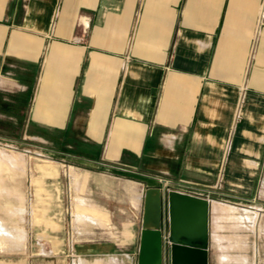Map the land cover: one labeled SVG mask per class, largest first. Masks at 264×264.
<instances>
[{"label":"crops","instance_id":"crops-1","mask_svg":"<svg viewBox=\"0 0 264 264\" xmlns=\"http://www.w3.org/2000/svg\"><path fill=\"white\" fill-rule=\"evenodd\" d=\"M0 138L36 140L54 185L55 208L34 209L38 264H137L150 187L209 202L207 264L212 211L247 208L254 264L264 0H0ZM20 241L0 223V248Z\"/></svg>","mask_w":264,"mask_h":264},{"label":"rangeland","instance_id":"rangeland-1","mask_svg":"<svg viewBox=\"0 0 264 264\" xmlns=\"http://www.w3.org/2000/svg\"><path fill=\"white\" fill-rule=\"evenodd\" d=\"M12 139L16 141L13 145L15 149L0 147V160L7 166L5 170L0 169V223L17 233L21 241L18 246L10 249L0 248V262L38 264L39 256L46 252L39 249V241L43 237L40 232L42 227L40 222L35 221L34 209H41V215L53 210L56 204L55 189L54 185L45 186L44 180L40 178L38 166L41 160L39 153L35 152L38 142L32 140L31 146H24L22 141L17 142L18 138ZM162 191L165 202L167 190ZM223 204L232 206L234 210L227 217L216 215L214 211L210 215L209 263L242 264L241 261L245 258L251 261L255 250L248 247L252 241V234L248 229L252 230L253 219L249 218L247 208L242 210L243 216H238L240 214L235 206ZM164 215L166 217L165 204ZM163 229L166 232L165 218ZM256 251L258 253L256 252L254 264H264V249ZM61 257V264L74 262L65 255Z\"/></svg>","mask_w":264,"mask_h":264},{"label":"water","instance_id":"water-1","mask_svg":"<svg viewBox=\"0 0 264 264\" xmlns=\"http://www.w3.org/2000/svg\"><path fill=\"white\" fill-rule=\"evenodd\" d=\"M163 195L158 187L144 192L137 264H164L165 240L167 264H207L209 202L174 190L164 202Z\"/></svg>","mask_w":264,"mask_h":264},{"label":"built area","instance_id":"built-area-1","mask_svg":"<svg viewBox=\"0 0 264 264\" xmlns=\"http://www.w3.org/2000/svg\"><path fill=\"white\" fill-rule=\"evenodd\" d=\"M165 238V237H164ZM165 240V239H164ZM165 242H166V240H165Z\"/></svg>","mask_w":264,"mask_h":264}]
</instances>
